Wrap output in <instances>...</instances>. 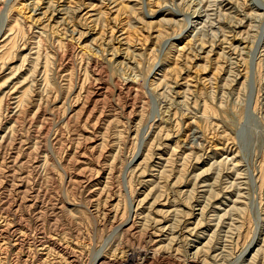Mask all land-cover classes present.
Here are the masks:
<instances>
[{"label": "rangeland", "instance_id": "obj_1", "mask_svg": "<svg viewBox=\"0 0 264 264\" xmlns=\"http://www.w3.org/2000/svg\"><path fill=\"white\" fill-rule=\"evenodd\" d=\"M0 264H264V0H0Z\"/></svg>", "mask_w": 264, "mask_h": 264}]
</instances>
